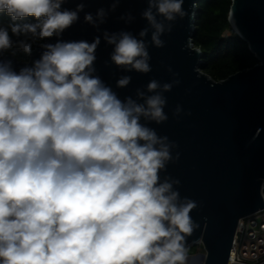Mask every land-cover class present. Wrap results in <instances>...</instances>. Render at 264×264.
<instances>
[{"label":"clouds","instance_id":"1","mask_svg":"<svg viewBox=\"0 0 264 264\" xmlns=\"http://www.w3.org/2000/svg\"><path fill=\"white\" fill-rule=\"evenodd\" d=\"M64 2L0 0V13L11 21L0 26V53H32V42L13 40L9 28L33 42L60 37L84 7L61 10ZM147 3L142 17L155 29V46L163 47L165 28L157 16L185 17L184 0ZM28 17L35 22L16 23ZM84 19L94 23L91 14ZM104 39L114 45L116 66L151 71L142 39L129 32L119 39L105 32ZM99 44V36L91 43L58 39L42 45L40 59L18 73L11 61L0 63V264H186L196 205L178 203L172 184L159 183V172L173 159L168 137L140 122H165L166 100L155 94L144 103L121 101L92 75ZM130 80L119 79L117 87ZM172 86L165 83L163 91ZM158 87L152 80L147 90Z\"/></svg>","mask_w":264,"mask_h":264},{"label":"water","instance_id":"2","mask_svg":"<svg viewBox=\"0 0 264 264\" xmlns=\"http://www.w3.org/2000/svg\"><path fill=\"white\" fill-rule=\"evenodd\" d=\"M199 1L184 0L182 9L187 15L183 18L177 14L173 21H166L157 16L165 31L159 37L164 46L156 47L152 41L155 29L142 17L147 0H65L61 10L84 6L70 28L60 37L36 43L27 61L4 51L0 63L11 61L18 73L40 59L46 50L42 45L55 44L58 39L91 43L99 36L92 75L121 101L131 97L144 103L155 94L166 100L165 122L157 124L144 117L140 122L158 137H168L173 159L159 172V183L172 184L171 191L179 193L178 203L191 200L196 205L190 212L196 227L186 237V250L201 243L204 252L198 254L199 264H229L239 220L264 207V0H232L229 22L259 62L218 81L200 68L202 52L192 38ZM100 10L103 17L98 15ZM86 14L92 15L94 23L85 22ZM145 28L147 34L140 37ZM105 32L116 34L117 39L121 32L142 39L151 71L144 74L116 66L111 61L114 45L106 42ZM125 76L131 77L130 83L117 87ZM152 80L159 87L149 93L147 85ZM165 83L173 85L170 91H163Z\"/></svg>","mask_w":264,"mask_h":264},{"label":"trees","instance_id":"3","mask_svg":"<svg viewBox=\"0 0 264 264\" xmlns=\"http://www.w3.org/2000/svg\"><path fill=\"white\" fill-rule=\"evenodd\" d=\"M231 2L232 0H200L196 7L195 29L192 38L194 45L202 52L203 61L200 68L217 81L259 62L249 49L248 43L236 33L229 22ZM33 22L35 21L31 17L16 21L21 25ZM10 23V18L0 13V26H8ZM9 35L13 40L28 39L32 42V49L36 43L44 41L37 39L33 42L30 34L27 38L12 36L10 28ZM6 52L14 54L23 61H27L30 57L19 48L9 49ZM192 248L194 252L196 246Z\"/></svg>","mask_w":264,"mask_h":264},{"label":"built area","instance_id":"4","mask_svg":"<svg viewBox=\"0 0 264 264\" xmlns=\"http://www.w3.org/2000/svg\"><path fill=\"white\" fill-rule=\"evenodd\" d=\"M229 264H264V207L239 220Z\"/></svg>","mask_w":264,"mask_h":264},{"label":"rangeland","instance_id":"5","mask_svg":"<svg viewBox=\"0 0 264 264\" xmlns=\"http://www.w3.org/2000/svg\"><path fill=\"white\" fill-rule=\"evenodd\" d=\"M194 246H196V250L193 252V250H192L193 248H192V247H194ZM186 251H187V258L197 256L196 258H194V259L192 260L191 264H199L198 254L204 252V249H203V247H202V244H201V243H197L196 245H192V246L190 247V249H188V250H186ZM187 260H188V259H187ZM186 262H187V261H186Z\"/></svg>","mask_w":264,"mask_h":264},{"label":"bare ground","instance_id":"6","mask_svg":"<svg viewBox=\"0 0 264 264\" xmlns=\"http://www.w3.org/2000/svg\"><path fill=\"white\" fill-rule=\"evenodd\" d=\"M196 257H197V256L187 258L188 260H187L186 264H191L192 260H193L194 258H196ZM198 258H199V256H198Z\"/></svg>","mask_w":264,"mask_h":264}]
</instances>
